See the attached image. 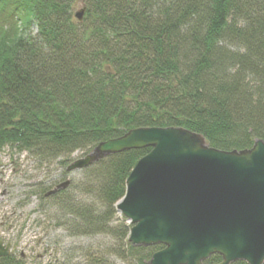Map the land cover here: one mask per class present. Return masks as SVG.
Listing matches in <instances>:
<instances>
[{
    "label": "trees",
    "instance_id": "trees-1",
    "mask_svg": "<svg viewBox=\"0 0 264 264\" xmlns=\"http://www.w3.org/2000/svg\"><path fill=\"white\" fill-rule=\"evenodd\" d=\"M153 126L187 128L226 151L264 141V0H0V148L66 171L75 152ZM149 149L83 168L79 197L70 185L38 188L56 226L105 239L88 264H147L163 247L132 246L115 206ZM0 264L28 263L10 253Z\"/></svg>",
    "mask_w": 264,
    "mask_h": 264
},
{
    "label": "water",
    "instance_id": "water-1",
    "mask_svg": "<svg viewBox=\"0 0 264 264\" xmlns=\"http://www.w3.org/2000/svg\"><path fill=\"white\" fill-rule=\"evenodd\" d=\"M85 8L75 14L82 21ZM150 148L126 179L116 210L131 224L132 246L163 247L147 264H264V141L221 150L181 126L137 127L99 142L67 172L130 149ZM59 183L47 195L63 189ZM9 244L0 241V257Z\"/></svg>",
    "mask_w": 264,
    "mask_h": 264
},
{
    "label": "rangeland",
    "instance_id": "rangeland-1",
    "mask_svg": "<svg viewBox=\"0 0 264 264\" xmlns=\"http://www.w3.org/2000/svg\"><path fill=\"white\" fill-rule=\"evenodd\" d=\"M82 8L81 2H75L73 14ZM84 156L75 152L72 158ZM83 176L82 169L66 172L57 162L41 165L27 152L0 148V237L5 243L13 239L17 254L22 252L28 264H88L87 251L104 242L102 237L72 236L69 230L55 225L54 210L46 213L40 208V186L51 184L52 190L68 179L70 195L79 197L76 187L85 185ZM79 246L84 248L74 249Z\"/></svg>",
    "mask_w": 264,
    "mask_h": 264
},
{
    "label": "flooded vegetation",
    "instance_id": "flooded-vegetation-1",
    "mask_svg": "<svg viewBox=\"0 0 264 264\" xmlns=\"http://www.w3.org/2000/svg\"><path fill=\"white\" fill-rule=\"evenodd\" d=\"M0 240H2L1 237H0ZM7 243L10 244V250H11L10 253L17 254V252L15 250V248H17L15 241L13 239H11V240H8ZM19 255L22 257L24 256L22 252H19Z\"/></svg>",
    "mask_w": 264,
    "mask_h": 264
}]
</instances>
